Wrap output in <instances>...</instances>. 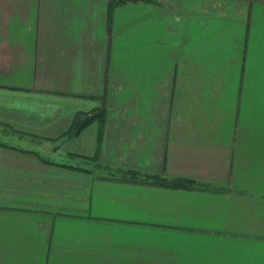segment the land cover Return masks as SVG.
Segmentation results:
<instances>
[{
  "label": "crops",
  "instance_id": "obj_1",
  "mask_svg": "<svg viewBox=\"0 0 264 264\" xmlns=\"http://www.w3.org/2000/svg\"><path fill=\"white\" fill-rule=\"evenodd\" d=\"M108 2L0 0V264H264V0Z\"/></svg>",
  "mask_w": 264,
  "mask_h": 264
},
{
  "label": "trees",
  "instance_id": "obj_2",
  "mask_svg": "<svg viewBox=\"0 0 264 264\" xmlns=\"http://www.w3.org/2000/svg\"><path fill=\"white\" fill-rule=\"evenodd\" d=\"M152 0H109L108 2V19L111 16L112 11L125 3L128 2H149ZM105 118V106L98 107L96 110L90 113L78 114L74 119L68 130L63 133V135L70 137L80 133V131L90 123L98 120L100 123H103ZM100 141V137L98 139ZM121 178L127 181H136V182H147L151 181L152 183H156L160 186L164 187H185L188 186L191 181L183 178H166L159 175H148V174H140L134 171H122Z\"/></svg>",
  "mask_w": 264,
  "mask_h": 264
}]
</instances>
